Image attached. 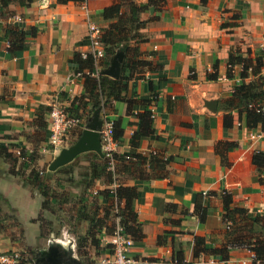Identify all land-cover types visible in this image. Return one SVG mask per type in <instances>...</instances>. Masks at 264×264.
Masks as SVG:
<instances>
[{
    "label": "crops",
    "instance_id": "obj_1",
    "mask_svg": "<svg viewBox=\"0 0 264 264\" xmlns=\"http://www.w3.org/2000/svg\"><path fill=\"white\" fill-rule=\"evenodd\" d=\"M133 1L139 7L147 3ZM114 2L32 0L25 7L10 3V15L0 17V251L19 253L27 261L50 244L71 245L94 222L97 244L88 255L93 251L91 260L99 264L115 227L113 200L103 191L116 183L135 189L131 208L143 237L131 240L127 254L133 259L171 264L179 253L183 264H246L245 249L231 250L226 260L210 253L192 258V237L202 238L206 250L225 243L224 194L248 216L264 217V188L250 161L264 152V126L247 129L238 111L244 103H229L233 88L255 77L248 71L241 77L239 65L228 66L230 55L264 64V0H164L157 10L147 7L135 16L143 25L133 26L123 43L131 51L119 47L118 78L104 76L121 81L120 100L102 107L98 120L100 126L103 119L117 123L122 136L113 140L111 152L121 155L138 130L136 114L149 112L151 133L138 140L135 152L160 156L167 174L137 180L120 173L115 161L112 172L118 174L109 184L97 167L102 157L93 151L50 171L59 151L53 153L45 142L46 115L53 105L79 119L64 148L80 138L90 120L86 76L97 79L108 65L94 60L91 72L79 70L73 57L89 55L87 27L102 31L113 22L101 13ZM8 28L23 35L16 54L4 44ZM258 75L264 84L261 68ZM224 115L231 116L229 128L222 126ZM225 143L234 146L225 151ZM6 152L13 154L12 169ZM31 170L44 191L26 183ZM195 205L204 210L202 221L191 214ZM253 232L264 236L260 225Z\"/></svg>",
    "mask_w": 264,
    "mask_h": 264
},
{
    "label": "trees",
    "instance_id": "obj_2",
    "mask_svg": "<svg viewBox=\"0 0 264 264\" xmlns=\"http://www.w3.org/2000/svg\"><path fill=\"white\" fill-rule=\"evenodd\" d=\"M32 0H0V17L10 15L7 11V6L10 3H16L20 7H25ZM66 1H81V0H59ZM164 0H147L145 7L137 6L133 0H115L113 4L102 10L101 16L103 20H114L109 23L106 28L102 30L101 42L104 51V57L99 59L98 64L102 67L108 65V59L114 54L116 49L123 47L127 52L131 51L130 48L124 46L123 43L128 41L130 31L135 27L143 25L142 21L135 18L137 14L142 12L147 7H151L154 11L157 10ZM206 0H201L204 3ZM4 40L7 42V49L12 54H16L22 50L23 35L21 32L14 28L4 30ZM78 62L79 70L85 69L91 72L94 68V60L90 55H86L84 59L73 57ZM239 65L241 67V77H246L248 71L255 77L248 84H240L233 88L229 103L232 105L235 102H243L244 107L239 109V113L243 112L245 126L247 129L255 128L256 126H264V84L262 78L258 75L262 63L260 60H246L239 57L229 56L228 66ZM258 84V85H257ZM120 80H110L104 76H98L97 79L89 78L86 76L85 81V95L91 103V112L97 108L105 107L110 101L120 100L121 90ZM257 88H260L258 91ZM235 106V105H234ZM138 120V130L130 136V149L121 155L112 154V158L118 161L121 165L120 173L128 174L137 180L159 179L166 176L165 161L157 155H149L143 157L135 152L137 142L140 138L146 137L151 133L150 114L143 112L136 114ZM231 124V116L224 115L222 117V126L229 128ZM122 136V131L118 129L117 123H112V140ZM219 145V144H217ZM216 145V153H217ZM224 150L230 149L234 146L232 143H225ZM23 154L19 152V157ZM13 154L6 152V159L8 160L9 168L12 169L14 160L11 159ZM221 157V163L225 164ZM251 164L255 167L258 176V182L264 188V179L261 175L264 174V152H256L251 156ZM148 165V169H144V165ZM23 164H21L22 167ZM102 171V177L105 183L112 182L113 174H118L114 170L108 172L106 168V160L101 158L100 164L97 163ZM26 183L32 186H40L44 191V187L39 182L38 175L34 170H31L26 178ZM46 190V189H45ZM46 192V191H45ZM103 196L109 197L107 191H103ZM135 198V189L133 187L118 186L114 190V198L111 197L113 203L111 207L116 208V213L113 212V217H118V224L133 242H138L142 239V233L139 224L135 220V213L132 210V200ZM123 201V206L119 207L118 204ZM222 203V219L226 224V241L218 248L206 250L203 248V239L192 237V258H196L199 253H210L226 260L228 253L235 249H245L253 253L255 262L253 264H264V236L253 232L255 225H260L264 229V217H250L247 215L246 210L241 207L234 206L231 202L229 195L221 197ZM113 205V206H112ZM174 207V206H173ZM112 209V211H113ZM111 210V208H110ZM192 215L197 216L200 221L204 218V210L198 205H195L191 212ZM113 218V219H114ZM92 229L88 230L86 234L77 239L75 250L76 256L79 259L77 264H86L88 261V249L96 248V230L98 226L92 223ZM94 229V230H93ZM34 259V258H33ZM31 260L20 261L17 264H27ZM176 264L182 262L181 255L176 253L174 259ZM151 262V261H149ZM30 263H33L31 261ZM185 264V263H184Z\"/></svg>",
    "mask_w": 264,
    "mask_h": 264
},
{
    "label": "built area",
    "instance_id": "obj_3",
    "mask_svg": "<svg viewBox=\"0 0 264 264\" xmlns=\"http://www.w3.org/2000/svg\"><path fill=\"white\" fill-rule=\"evenodd\" d=\"M87 1L88 0H81L80 2L85 3ZM101 35L102 31L99 28L93 25H89L87 27L89 55L93 58V60H99L104 56ZM262 40H264V38ZM4 44L7 48V42ZM83 57L85 56L83 55ZM261 71L264 72V64L261 67ZM99 109L102 110V108ZM46 116L47 138L45 143L53 153H56L66 146L67 134L72 128L79 124V119L77 117L68 116L62 108L54 105L49 108ZM98 133L102 158L106 160L105 170L112 172L115 163L111 152L113 144L112 122L103 119ZM258 137L259 135L249 134L250 139ZM116 187V183H113L107 190L108 195L112 198H114V190ZM113 212H117L115 207ZM114 220L115 227L109 244L110 248L108 249V254L99 260V264H163L162 262L157 261H138L130 257L127 254V250L131 246L132 241L126 234L123 233L122 228L118 224V217L114 218ZM246 251L249 257L246 264H253L255 262L253 253L248 250ZM24 259L26 258L16 252L0 251V264H17ZM171 264H176V262L172 261Z\"/></svg>",
    "mask_w": 264,
    "mask_h": 264
},
{
    "label": "water",
    "instance_id": "obj_4",
    "mask_svg": "<svg viewBox=\"0 0 264 264\" xmlns=\"http://www.w3.org/2000/svg\"><path fill=\"white\" fill-rule=\"evenodd\" d=\"M123 58V49L119 48L111 57L108 66L101 70L100 74L112 79H117L119 75V64ZM99 108L95 109L86 124L85 130L80 138L71 146L59 151L55 160L50 164L49 170L53 171L69 163L77 155L93 151L102 157L100 149V121L98 120ZM33 264H77L78 262L65 252L58 244H50L45 250L39 252Z\"/></svg>",
    "mask_w": 264,
    "mask_h": 264
},
{
    "label": "rangeland",
    "instance_id": "obj_5",
    "mask_svg": "<svg viewBox=\"0 0 264 264\" xmlns=\"http://www.w3.org/2000/svg\"><path fill=\"white\" fill-rule=\"evenodd\" d=\"M258 85V84H257ZM258 89V91L260 90V88H257ZM85 235V234H84ZM83 234L82 235H79L78 234V236H76V238L74 239V241H73V243L71 244V245H76V241H77V239L78 238H80V237H82V236H84ZM63 242H65L64 240H62ZM71 245H69V243H64V247H62L61 245H59L60 247H62V249L65 251V252H67V253H69L70 254V256L72 257V258H74L77 262L79 261V259L77 258V256H76V250H75V248L74 249H71V248H73ZM69 246H71V247H69ZM45 250V249H44ZM72 250V251H71ZM89 251H91L92 250V248L91 249H88ZM43 251V250H42ZM39 254V253H38ZM38 256V255H37ZM36 256V257H37ZM93 256V251H92V254H90V255H88L87 256V263L86 264H93V260H91V257ZM30 259L29 260H31V261H34V259L32 258V257H29ZM31 261H29L28 262V264H33V263H30Z\"/></svg>",
    "mask_w": 264,
    "mask_h": 264
}]
</instances>
